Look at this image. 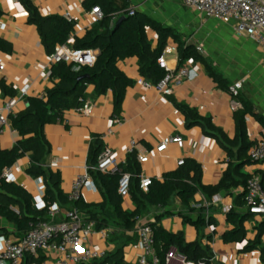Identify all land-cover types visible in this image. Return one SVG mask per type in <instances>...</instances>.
<instances>
[{
  "label": "crops",
  "instance_id": "0c3cea01",
  "mask_svg": "<svg viewBox=\"0 0 264 264\" xmlns=\"http://www.w3.org/2000/svg\"><path fill=\"white\" fill-rule=\"evenodd\" d=\"M87 0H32L43 17L66 14L73 16L75 31L71 44L76 37H83L87 30L96 23L91 10L85 8ZM118 4L121 5L120 2ZM131 9L149 15L151 18L174 29L182 42L195 46L197 52L209 63L212 70L207 69L200 61L189 60L183 67L190 71V77L184 78L180 86L174 89L171 96H164L155 88L139 86L138 61L135 58L119 63V69L130 78L134 85L126 91L120 113H115L112 92L103 95L96 94L94 88H87L86 99L93 104V112L85 116L76 109L67 111L61 120L47 125L44 133L51 146V154L47 158V168L53 174L61 177L60 188L65 196L71 191L75 179L90 167V148L96 138H100L105 148L114 151L119 163L124 164L129 156L131 142L146 149L149 161L140 163V177H150L154 181H163L165 176L179 169L180 160H195L202 168L205 186H216L222 180L229 163H237L238 149L233 148L234 158L228 155L225 146L204 122L197 123L189 119L184 111H194L202 119L209 120L211 125L221 131L223 136L233 140L237 135L236 116L231 109L232 97L228 89L223 88L213 77L216 73L219 79L231 86L237 81L244 82L242 96L254 107V116H247L249 140L254 144L264 141V51L248 37H239L230 25L204 15L184 6L182 0H130ZM0 37L11 45V51L0 52V63L5 65V71L0 79L14 88L15 97H9L0 90V115L5 114L8 124L0 129V150L14 148L19 135L14 133L10 117L24 111L29 97L45 98L46 91L53 87L49 77L51 66L40 40L37 28L29 24L28 12L19 0H0ZM153 48L157 45V36L149 33ZM201 48V51H198ZM99 55L98 50H94ZM168 69L176 71L180 68V54L177 42L170 39L163 53ZM27 89L24 97L22 90ZM13 102L11 115L5 111L6 105ZM169 138H179L184 147L171 145L166 151L158 152L157 147ZM249 158V152L247 154ZM32 155L20 159L11 169L17 185L23 187L34 196V207L39 196L36 180L26 174L31 165ZM236 160V161H235ZM243 173L250 177H259L264 185V164L251 162L243 167ZM46 188V184L42 179ZM244 193L239 187L215 196L209 202L202 194H198L191 203V208L205 205L211 207L210 213L217 222L215 228H208L202 240L208 243L212 237L210 249L213 253L211 264H264L261 252L245 251L248 241L255 240L256 228L264 221V217L251 216L245 223L247 238L243 243L227 244L223 235L232 230L227 223L226 208H235L238 212H247L245 206L239 207L238 197ZM217 202H213V201ZM104 201L102 187L94 182V188L85 189L82 204H100ZM64 211L71 206L66 203ZM125 211L135 209L131 197L123 198ZM16 210V209H15ZM17 211V210H16ZM107 215L114 217V209L107 208ZM181 200L175 198L165 209L150 208L139 220L140 224L155 223L158 216L162 218L160 225L169 232H183L187 242L199 240L197 230L184 223L183 214H188ZM86 220L87 215L83 214ZM193 217H195L193 215ZM87 221V220H86ZM138 223V224H139ZM104 228L100 231H107ZM0 230H7L8 237L19 239V234L13 224L0 218ZM114 234V233H113ZM104 239L102 234L95 236L90 248L93 251H103L105 257L117 249L116 242L111 238ZM136 234V232H135ZM137 241V235H136ZM264 244V238H263ZM132 245V244H131ZM128 245L124 249V261L135 260V253ZM32 263L56 264L51 255H41L40 260ZM26 264H31L28 260Z\"/></svg>",
  "mask_w": 264,
  "mask_h": 264
},
{
  "label": "trees",
  "instance_id": "16d2710c",
  "mask_svg": "<svg viewBox=\"0 0 264 264\" xmlns=\"http://www.w3.org/2000/svg\"><path fill=\"white\" fill-rule=\"evenodd\" d=\"M19 2L28 12L29 24L37 28L41 44L49 57L55 54L58 47L65 45L80 51L98 50L99 55L94 67H84L79 72L73 70L74 66L66 63L53 65L50 75L53 87L46 91L45 98L29 97L26 109L10 117L13 129L17 131L20 139L14 148L0 150V218L13 224L20 238L39 223L49 220L48 209L38 211L34 207V196L23 187L3 178L6 169L12 168L24 156L31 154V165L26 170V174L32 179L44 180L46 203H59L63 210L64 205L68 203L71 206L69 210L76 208L81 215L88 216L87 221H94L98 231L104 228L114 230L111 238L117 244L116 251L102 261H93L89 264H124V249L136 243L135 232L139 220L150 208H167L176 197L181 200L182 206L189 212L182 215L184 223L194 227L200 238L193 243L187 242L183 232H169L160 225L162 218L168 214L158 216L155 223L148 225L154 231L155 248L161 264H166L167 253L172 247L187 261L196 263L205 261L211 264L213 261V253L210 249L212 237L207 238L209 240L207 245H204L202 240L206 238L205 230L215 228L217 222L210 213L211 207L202 205L201 208L192 209L191 203L198 194H202L211 202L215 196L223 192L239 187L245 190L251 177L243 173V167L253 162L250 156L248 159L246 156L254 145L248 137L246 118L255 115L253 105L244 99L242 94L238 98L243 108L235 113L237 135L233 140L223 136L222 132L217 131L209 120L202 119L196 112L184 111L193 122L207 124L212 130V135L214 134L221 143L230 146H225V148L231 160L235 155L233 148L238 149L236 158L238 162L229 163L218 185H203L201 166L195 160H187L184 166L166 175L162 182L153 180L149 191L145 193L140 188V163L137 153H132L121 166V173L105 175L90 171L93 181L98 187H102L103 203L82 204L81 198L77 203L71 204L68 197L61 191L60 175L53 174L47 168V158L51 154V146L44 133L47 125L61 120L67 111L79 108L80 100L87 97L89 86H92L95 93L99 95L112 92L115 113H120L126 91L134 85V82L119 69V63L127 59H137L140 77L157 86L167 75L166 70L160 67L158 60L163 55L170 39L177 42L180 68L189 60L200 61L209 70L212 68L197 52L195 46L187 45L180 40L174 29L137 10L134 15H131L133 9L130 7V0H87L84 3L85 8L87 10L100 8L103 12V19L96 21L83 37H76L73 44L70 40L75 31L74 21H69L60 15L43 17L32 0H19ZM2 16L3 12L0 10V19ZM122 18L124 22L117 28V23ZM149 33L157 36L155 48H153ZM10 51L11 45L0 37V52ZM213 77L220 86L229 89L230 86L226 81L219 79L216 73H213ZM81 78L84 79L80 80ZM0 90L6 96H16L15 89L1 79ZM260 121L264 126V119L260 118ZM104 150V143L100 138H96L90 148V167H96ZM123 173L132 175L130 197L135 206L132 211L123 209V198L118 194V184ZM237 201L239 207L245 206V193L240 195ZM109 206L114 209L112 218L106 212ZM251 216L248 211L241 213L232 208L227 213V223L232 230L223 235V241L227 244L243 243L247 238L245 223L250 220ZM256 230L255 240L248 241L245 251L259 250L264 259V221L258 225ZM0 235L8 237L9 234L7 230H0Z\"/></svg>",
  "mask_w": 264,
  "mask_h": 264
},
{
  "label": "built area",
  "instance_id": "2783aa9c",
  "mask_svg": "<svg viewBox=\"0 0 264 264\" xmlns=\"http://www.w3.org/2000/svg\"><path fill=\"white\" fill-rule=\"evenodd\" d=\"M185 7L194 10L208 19H215L224 24L230 25L235 34L239 37H248L259 45L264 51V0H182ZM131 15L135 14V9L131 10ZM91 15L95 20L103 19V12L100 8L91 10ZM66 19L74 21L73 16L66 14ZM1 27V23H0ZM198 48V51H201ZM49 65L66 63L74 66L73 70L79 72L84 67L92 68L97 62V53L94 50L80 51L74 50L65 45L58 47L53 56L49 57ZM161 68L167 72L164 80L157 86L139 79L137 84L147 88H155L164 96H171L174 89L181 85L184 78L190 77V71L187 67H182L176 71L168 69L163 55L158 60ZM5 71V65L0 63V76ZM51 71L49 72V77ZM244 89V82L237 81L233 83L228 91L232 97L231 109L234 113L243 108L238 98ZM28 90H22L23 96L27 95ZM27 102V101H26ZM81 106L76 111L82 115L90 116L93 112V104L88 99H81ZM13 102L6 105L5 111L11 115ZM8 124L5 114L0 115V129ZM14 133L18 135L17 131ZM177 144L181 149L184 142L179 138H169L164 140L158 147V152L166 151L171 145ZM137 153L139 163L145 164L149 161V152L141 148L134 141L131 142L129 154ZM253 162L264 164V141L258 142L249 152ZM185 160H180L179 167L185 165ZM125 164V163H124ZM115 157L114 151L105 148L98 159L96 167H85L84 171L75 179L71 186V191L67 195L71 204L77 203L84 193L85 189L94 188V181L90 171L100 172L105 175H114L121 173V166ZM3 178L14 183L15 178L11 169H6ZM132 175L123 173L118 184V194L122 198L130 196ZM39 196L36 201V209L42 211L48 209L47 222L39 223L30 232L22 238L13 239L0 235V264H26L28 260H40L41 255H51L56 264H89L93 261L105 257L103 251H93L90 248L91 242L95 236L102 234L106 239L114 233L113 229L107 231H98L94 221H86L81 213L76 209L64 211L59 203H46V188L41 178L36 180ZM153 184L150 177H140V188L147 193ZM245 207L253 216L264 217V185L259 177H251L244 190ZM217 202L216 200L213 201ZM199 206L198 208H201ZM209 207V206H206ZM232 208H226L225 212H230ZM137 241L131 245L135 253V260L124 262V264H161V260L156 251V241L154 231L148 224H138L136 229ZM166 264H207L205 261L191 262L181 256L178 251L172 247L167 253Z\"/></svg>",
  "mask_w": 264,
  "mask_h": 264
},
{
  "label": "water",
  "instance_id": "95a60500",
  "mask_svg": "<svg viewBox=\"0 0 264 264\" xmlns=\"http://www.w3.org/2000/svg\"><path fill=\"white\" fill-rule=\"evenodd\" d=\"M124 22V18L120 19L119 22L117 23V28ZM84 78H81L80 80H83Z\"/></svg>",
  "mask_w": 264,
  "mask_h": 264
}]
</instances>
